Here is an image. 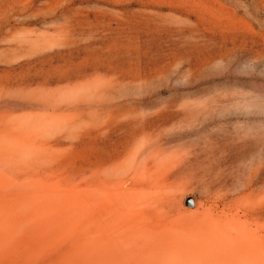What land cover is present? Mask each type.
I'll use <instances>...</instances> for the list:
<instances>
[{"label":"rangeland","instance_id":"obj_1","mask_svg":"<svg viewBox=\"0 0 264 264\" xmlns=\"http://www.w3.org/2000/svg\"><path fill=\"white\" fill-rule=\"evenodd\" d=\"M0 264H264V0H0Z\"/></svg>","mask_w":264,"mask_h":264}]
</instances>
